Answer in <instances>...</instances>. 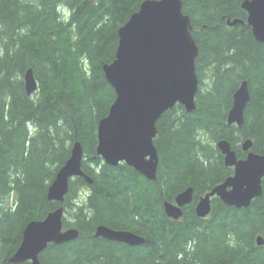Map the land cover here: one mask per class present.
<instances>
[{"label":"trees","instance_id":"obj_1","mask_svg":"<svg viewBox=\"0 0 264 264\" xmlns=\"http://www.w3.org/2000/svg\"><path fill=\"white\" fill-rule=\"evenodd\" d=\"M143 1L0 0V264H13L30 222L60 206L64 229L79 237L50 244L41 264H264V245L257 244L264 238V193L248 208L215 197L209 217L195 212L199 198L234 173L219 141H229L239 159L249 139L251 151L264 153V43L246 23L245 0H182L199 46V91L195 112L177 104L157 123L156 180L97 155L99 121L116 99L104 65L114 61L118 30ZM235 19L244 23L229 26ZM28 69L38 82L30 96ZM243 80L251 100L238 128L228 125V115ZM76 141L93 183L74 178L62 204L50 201L49 187ZM189 187L193 202L183 217H168L164 203ZM101 225L132 231L145 243L97 238Z\"/></svg>","mask_w":264,"mask_h":264},{"label":"water","instance_id":"obj_2","mask_svg":"<svg viewBox=\"0 0 264 264\" xmlns=\"http://www.w3.org/2000/svg\"><path fill=\"white\" fill-rule=\"evenodd\" d=\"M247 25L254 38L264 43V0H245ZM242 20L228 21L234 27ZM190 17L183 13L182 0H145L137 12L118 30L119 44L116 57L104 65L105 77L114 88L116 99L106 117L99 121L97 155L106 164L118 166L126 163L149 180H156L159 155L154 144L158 134L157 123L164 113L182 105L189 113L196 111L199 79L196 60L199 46L192 33ZM28 95L38 90L33 69L24 74ZM251 100L249 83L243 80L234 94L228 125L241 128L245 110ZM224 156L225 165L234 169L233 175L210 192L200 197L196 214L206 218L212 209V199L236 208H248L264 193V154L251 151L252 140H246L242 149L247 156L239 159L227 140L217 144ZM85 152L79 141L73 145L70 158L63 165L48 190V199L64 202L69 183L74 178L92 179L85 174L82 163ZM194 189L187 188L175 202H165L168 217L179 220L183 208L193 202ZM64 208L60 206L42 220L30 222L23 233L20 250L10 262L22 264L31 261L41 264L40 255L49 244L60 245L79 237L76 229L65 230ZM95 237L109 241L140 246L145 239L132 231L114 230L106 226L96 229ZM258 245L264 240L257 239Z\"/></svg>","mask_w":264,"mask_h":264},{"label":"bare ground","instance_id":"obj_3","mask_svg":"<svg viewBox=\"0 0 264 264\" xmlns=\"http://www.w3.org/2000/svg\"><path fill=\"white\" fill-rule=\"evenodd\" d=\"M183 13H184V11H183ZM185 14V13H184ZM186 15V14H185ZM187 16H189V15H187ZM131 17V16H130ZM190 17V16H189ZM130 19V18H129ZM190 20H191V17H190ZM191 26L193 27V25H192V20H191ZM194 28V27H193ZM192 33H193V30H192ZM193 36H194V34H193ZM194 39H195V37H194ZM195 41H196V39H195ZM24 81H25V79H24ZM25 88H26V86H25ZM26 92H27V90H26ZM28 94V93H27ZM30 96V95H29ZM264 154V153H263ZM230 177V176H229ZM228 177V178H229ZM227 179V178H226ZM225 179V180H226ZM210 192V191H209ZM164 205H165V203H164ZM211 213H212V209H211V212L207 215V217H209L210 215H211ZM258 238H261L262 240H264V238H263V236L262 235H259L258 237H257V239ZM22 240H23V238H22ZM22 243V242H21ZM257 244H258V242H257ZM50 245V244H49ZM259 246H263V245H259ZM20 248H21V245L19 246V248L17 249V251L15 252V253H17L19 250H20ZM14 253V254H15ZM13 257V256H12ZM11 259V258H10ZM29 262V264H32V262L31 261H28ZM14 264V263H13ZM23 264V263H22Z\"/></svg>","mask_w":264,"mask_h":264},{"label":"rangeland","instance_id":"obj_4","mask_svg":"<svg viewBox=\"0 0 264 264\" xmlns=\"http://www.w3.org/2000/svg\"><path fill=\"white\" fill-rule=\"evenodd\" d=\"M62 14L64 15V16H67L68 14H69V10L68 9H66V8H62ZM34 94V93H33ZM243 146V145H242Z\"/></svg>","mask_w":264,"mask_h":264},{"label":"flooded vegetation","instance_id":"obj_5","mask_svg":"<svg viewBox=\"0 0 264 264\" xmlns=\"http://www.w3.org/2000/svg\"><path fill=\"white\" fill-rule=\"evenodd\" d=\"M194 29V28H193ZM200 199V198H199ZM175 202V201H174ZM174 202H172V203H174ZM195 212H196V210H195Z\"/></svg>","mask_w":264,"mask_h":264}]
</instances>
